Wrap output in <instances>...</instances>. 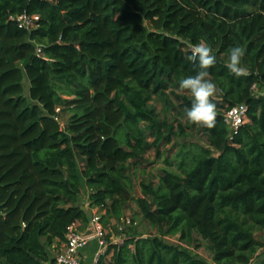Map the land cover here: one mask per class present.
Segmentation results:
<instances>
[{
  "label": "trees",
  "instance_id": "obj_1",
  "mask_svg": "<svg viewBox=\"0 0 264 264\" xmlns=\"http://www.w3.org/2000/svg\"><path fill=\"white\" fill-rule=\"evenodd\" d=\"M22 14L38 27L10 21ZM257 88L264 0H0V264H53L68 228L89 225L85 188L111 231L98 264H209L192 251L204 243L213 264H251L264 247ZM155 97L176 99L185 124L158 120ZM239 104L248 122L229 140L224 114ZM187 131L206 146L181 149L177 170L134 197L131 173ZM132 203L157 233L114 244Z\"/></svg>",
  "mask_w": 264,
  "mask_h": 264
},
{
  "label": "rangeland",
  "instance_id": "obj_2",
  "mask_svg": "<svg viewBox=\"0 0 264 264\" xmlns=\"http://www.w3.org/2000/svg\"><path fill=\"white\" fill-rule=\"evenodd\" d=\"M188 50V48H187ZM234 59V58H233ZM235 60V59H234ZM235 69L243 71L244 69L242 67L237 66V64H234ZM24 87L26 94L28 95L29 92V81L25 80L24 82ZM255 95L260 96L264 95V88H257L255 90ZM171 102L173 103L174 108L170 109L167 108L165 105V101L162 98L155 97L153 100L150 102V106L152 109L155 111L156 116L158 120L161 122L167 121L170 124H173L175 127H177L179 124H185V119L178 113V110L176 109L179 105V102L176 99L171 98ZM70 114L68 112H65L62 114L59 118L61 124L65 126L68 122ZM189 134L191 133L190 131H187ZM197 146H206L205 141L202 135L195 133L194 135H184V136H179L175 137L174 141L172 144L168 146H164L161 148V156L158 157L156 152L153 151L147 155V160L148 163L144 164L146 168L145 174H143L142 170L134 171L131 173L133 180L135 181V188L132 192L134 197H140L141 196V190L139 183L142 180H148L150 182L158 183V177L163 169L167 170H172L176 171L177 170V156L180 153L181 149L184 150H197ZM151 165H150V164ZM84 202H86L85 206L87 205V196L86 198L83 199ZM82 201V205L83 202ZM96 213L92 214V211H89V217L92 219L93 216ZM100 216L103 213H99ZM117 225V221H113L112 225ZM119 226V231L120 235L119 236H113L111 242L116 244V243H121L125 238L126 234L131 231H135L138 233H143L146 234L147 237L148 234H153L155 235L157 231L153 230L147 222H145L141 215L139 214V207L135 204L132 203L130 208L126 211L125 218L118 224ZM110 229H106V234H110ZM258 236L260 237V240L262 243H264V233H259ZM166 242L169 244H174L178 245V237L177 236H170L166 238ZM207 243H204L202 247L198 250H193L194 253H198L200 257L205 259L209 264H213L212 258L210 256V252L207 247ZM264 262V247L261 248L251 264H261Z\"/></svg>",
  "mask_w": 264,
  "mask_h": 264
},
{
  "label": "built area",
  "instance_id": "obj_3",
  "mask_svg": "<svg viewBox=\"0 0 264 264\" xmlns=\"http://www.w3.org/2000/svg\"><path fill=\"white\" fill-rule=\"evenodd\" d=\"M52 1V0H50ZM10 21L15 22L19 29L32 32L38 27L40 17L38 15L22 14L10 17ZM204 46L194 47L192 51L195 55L201 52ZM42 48H37V54L42 55ZM248 106L246 104H239L227 110L224 114L228 126V139L232 140L238 130L248 122ZM60 112V109H57ZM58 121L59 118H57ZM98 212L91 219L95 233L86 237V231L80 229L78 223L73 224L68 228L66 234V241L61 244L60 251L56 254L53 264H85L83 251L96 240L99 245V250L93 258L91 264H98L100 257L106 252L108 243L105 241V230L101 223V216Z\"/></svg>",
  "mask_w": 264,
  "mask_h": 264
},
{
  "label": "crops",
  "instance_id": "obj_4",
  "mask_svg": "<svg viewBox=\"0 0 264 264\" xmlns=\"http://www.w3.org/2000/svg\"><path fill=\"white\" fill-rule=\"evenodd\" d=\"M89 191L85 188L84 189V192H83V195L80 199V203L82 205V201L84 198H86L87 196V205L85 206L86 202L83 203V208L86 209L87 212H89L90 210L92 211V214L93 213H96V212H99V209H90V201H89ZM80 225V229L83 230V231H86V229H83V226L81 223H78ZM60 247L61 245L59 246V248L56 250L55 247H53L52 249H50L48 252L49 254L52 256V259L55 258L56 254L60 251ZM99 250V245H98V242L96 240H93L91 242V244L83 251V256H84V262L85 264H91L92 261H93V258L94 256L96 255V253L98 252ZM48 264H51V263H48Z\"/></svg>",
  "mask_w": 264,
  "mask_h": 264
},
{
  "label": "water",
  "instance_id": "obj_5",
  "mask_svg": "<svg viewBox=\"0 0 264 264\" xmlns=\"http://www.w3.org/2000/svg\"><path fill=\"white\" fill-rule=\"evenodd\" d=\"M83 209L86 210L85 208H83ZM94 233H95V227H94L92 220H90L89 225H88L87 230H86L84 235L86 237H88V236L93 235Z\"/></svg>",
  "mask_w": 264,
  "mask_h": 264
}]
</instances>
